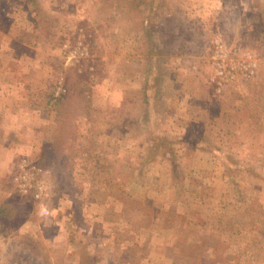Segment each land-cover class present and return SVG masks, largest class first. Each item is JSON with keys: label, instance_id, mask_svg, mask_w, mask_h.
Here are the masks:
<instances>
[{"label": "rangeland", "instance_id": "obj_1", "mask_svg": "<svg viewBox=\"0 0 264 264\" xmlns=\"http://www.w3.org/2000/svg\"><path fill=\"white\" fill-rule=\"evenodd\" d=\"M5 106L0 264H264V0H0Z\"/></svg>", "mask_w": 264, "mask_h": 264}, {"label": "crops", "instance_id": "obj_2", "mask_svg": "<svg viewBox=\"0 0 264 264\" xmlns=\"http://www.w3.org/2000/svg\"><path fill=\"white\" fill-rule=\"evenodd\" d=\"M2 93V91H1ZM9 109L5 106L4 110L0 107V125L3 127L2 130H0L2 139H4V141L2 143H0V180L5 176L7 177V182L10 180L11 181V185L17 190L19 189L18 186L15 184V174L18 168H16V166L13 164L12 167L9 169V163L6 162L9 160V156L14 158L15 154L13 153V147L17 141L16 140H22L21 138H19L18 136V132H13L11 125L15 124L18 125V123H23L24 125H27L29 120H27L26 122H24L23 116L15 113V115L12 113L11 116L8 115ZM43 116V115H41ZM39 119H41V123H44L43 120H45L44 116L41 118L39 117ZM9 133V134H8ZM10 133L14 134V140L10 141L8 140V137L11 139V135ZM13 139V138H12ZM16 141V142H15ZM6 162V163H5ZM19 183H22L21 181ZM20 187L21 184H19ZM1 189V187H0ZM18 191V190H17ZM6 201L2 202L1 204H4ZM82 264V263H81Z\"/></svg>", "mask_w": 264, "mask_h": 264}, {"label": "built area", "instance_id": "obj_3", "mask_svg": "<svg viewBox=\"0 0 264 264\" xmlns=\"http://www.w3.org/2000/svg\"><path fill=\"white\" fill-rule=\"evenodd\" d=\"M19 177V176H18ZM20 180H22V177L20 176Z\"/></svg>", "mask_w": 264, "mask_h": 264}]
</instances>
